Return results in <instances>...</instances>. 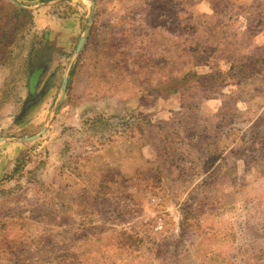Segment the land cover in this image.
Masks as SVG:
<instances>
[{
    "label": "rangeland",
    "instance_id": "374dc122",
    "mask_svg": "<svg viewBox=\"0 0 264 264\" xmlns=\"http://www.w3.org/2000/svg\"><path fill=\"white\" fill-rule=\"evenodd\" d=\"M0 264H264V0H0Z\"/></svg>",
    "mask_w": 264,
    "mask_h": 264
},
{
    "label": "trees",
    "instance_id": "16d2710c",
    "mask_svg": "<svg viewBox=\"0 0 264 264\" xmlns=\"http://www.w3.org/2000/svg\"><path fill=\"white\" fill-rule=\"evenodd\" d=\"M15 7V6H14ZM15 9H16V11L18 12V13H26V11L25 10H23V9H20V8H17V7H15Z\"/></svg>",
    "mask_w": 264,
    "mask_h": 264
}]
</instances>
